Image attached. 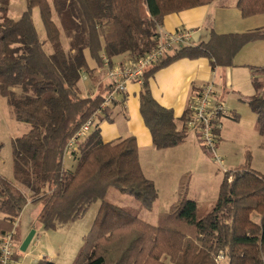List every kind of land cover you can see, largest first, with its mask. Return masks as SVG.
Instances as JSON below:
<instances>
[{"label": "trees", "instance_id": "obj_1", "mask_svg": "<svg viewBox=\"0 0 264 264\" xmlns=\"http://www.w3.org/2000/svg\"><path fill=\"white\" fill-rule=\"evenodd\" d=\"M212 1L25 0L20 17L12 19L9 0H0V95L14 118L29 125L13 141L14 179L0 174V237L13 228V219L29 200L41 205L37 220L45 230L81 217L99 201L71 264H264V175L248 161L224 174L209 212L197 217V205L181 183L177 200L159 214L156 224L139 216L141 208H151L157 189L140 168L134 136L103 141L99 123H94L72 152L75 166L68 169L63 163L67 142L98 112L111 89L107 82L93 95H82L81 72L92 76L102 67L103 57L112 65L117 59L143 56L155 46L165 15ZM236 6L242 17L264 13V0H237ZM34 7L39 9L44 39L33 22ZM258 39L264 40V28L212 30L208 41L174 47L145 70L139 110L155 148L179 144L187 132L186 110L177 129L172 110L152 98L148 82L153 72L181 58L207 57L212 68L229 67L245 44ZM87 55L95 66L89 65ZM252 71L255 93L248 104L263 134L264 65ZM109 109L98 118L108 119ZM110 187L133 196L139 207L107 201ZM35 264L58 263L41 259Z\"/></svg>", "mask_w": 264, "mask_h": 264}, {"label": "crops", "instance_id": "obj_2", "mask_svg": "<svg viewBox=\"0 0 264 264\" xmlns=\"http://www.w3.org/2000/svg\"><path fill=\"white\" fill-rule=\"evenodd\" d=\"M236 1L213 0L208 4L167 14L162 18L159 28L162 32L188 31L190 33L189 45L208 41L212 30L216 33H241L264 28V13L242 17L236 6ZM171 51L172 49L169 53ZM262 65H264V40L258 39L245 44L236 53L233 58V65L229 67L212 68L207 57L181 58L175 60L153 72L148 82L149 90L152 98L158 105L172 110L175 125L177 129H180L186 106L195 98L201 86L208 82L214 83L215 92L210 99L211 103L221 102L227 105L229 95L237 96L241 101H248L255 93L252 83V70ZM89 77L91 89L87 91V96L93 95L95 91L100 89L103 83L108 82L103 67L97 68L92 76ZM249 85L250 88H248ZM140 89L141 86L136 83L129 84L127 91L116 95V100L113 103V105L116 104L122 108L123 114L125 112L129 129L125 130L122 135L117 133L114 126H110L111 124H103L102 126L98 124V129L103 141H112L131 135L134 136L137 142L140 168L145 177L153 182L152 177L145 173L142 162H140L142 161L141 152H144V155L149 154L153 156L157 151H163L164 149H157L152 143L151 133L145 125L139 110ZM108 112L109 118L106 120L111 122L113 120L111 107ZM230 112L233 117L236 118L238 116L234 109ZM133 119H135V122H131ZM194 132L199 138L198 132ZM186 139L187 135L179 144L182 145ZM64 156V165L68 163V165L74 167L75 165H72L74 162L76 164L75 156L68 155L67 158ZM144 161L148 163L147 158H144ZM157 199H155V202ZM175 201L176 199L174 198L169 200L166 211ZM31 202L33 205L34 203L36 204V202L29 200L18 216L15 233V244L18 251L13 255L8 264H35L41 259L58 264H61L60 259H71L69 263L71 264L90 227L85 229V225L78 224L77 227L74 226L76 228H72L73 223L79 221L75 219L76 221L73 220L74 222L71 221L52 230H45L43 227L37 228L34 220L35 218L37 219L40 208L35 206L31 213H29L28 208L31 207L29 206ZM160 213L162 212L156 215L154 223H149L156 224ZM32 228L35 230V237L33 236L35 238L34 244L32 248L28 249V246L22 253L19 250V245ZM41 242H43L42 247L39 246Z\"/></svg>", "mask_w": 264, "mask_h": 264}, {"label": "rangeland", "instance_id": "obj_3", "mask_svg": "<svg viewBox=\"0 0 264 264\" xmlns=\"http://www.w3.org/2000/svg\"><path fill=\"white\" fill-rule=\"evenodd\" d=\"M25 7V0H9L8 16L12 19H18ZM32 18L40 37L44 39L45 32L38 7L32 9ZM60 34L62 44L65 50H68V38L62 29ZM45 49L50 50L47 42ZM87 58L89 65L91 67L95 66L94 61L88 55ZM89 78L85 70L81 72L78 87L82 95H86L87 91L91 89ZM248 88H250V85ZM210 99L211 97H209ZM222 104L226 109V113L218 116L216 123L218 132L212 149L204 147L200 143L197 134L194 132L195 130L184 128L187 132V139L182 145L176 144L162 148L160 150L164 149L163 151H157L153 156L144 155V152H141L142 161L140 162H142L145 173L153 179V183L157 188L158 199L156 198V202L154 201L150 209L141 208L140 218L154 223L156 215L159 212L166 211L169 200L172 198L177 200L181 183L187 185L188 198L195 201L197 204V217H201L212 209L220 182L226 172L248 161L250 168L264 175V133H259L256 115L250 109L248 101H241L237 96L229 95L228 104ZM111 108L113 112L111 122L97 118L95 123H99L101 126L111 124L110 126H114L117 133L122 135L125 130L129 129L125 112L123 114L122 108L116 104H112ZM232 109L238 115L236 118L231 115L230 111ZM131 122H135V119ZM28 129L29 125L27 123L14 118L12 107L8 104L6 98L0 95V174L10 180L14 179L12 174L13 141ZM64 157L67 158L68 154H65ZM144 158H147L148 163L144 161ZM74 165L75 162L72 166ZM64 166L73 168L68 163ZM105 199L119 206L139 207V202L133 196L122 193L113 187L108 189ZM99 203V201L92 203L87 211L76 219L79 221H73L72 228H76L78 224L85 225V229L90 227ZM30 204L29 213L35 206L41 208L39 203L33 205L31 202ZM34 221L37 228L42 227L36 218ZM34 240L35 238L29 243L28 249L32 248ZM39 246L42 247L43 242ZM60 261L61 264H69L71 259H60Z\"/></svg>", "mask_w": 264, "mask_h": 264}, {"label": "built area", "instance_id": "obj_4", "mask_svg": "<svg viewBox=\"0 0 264 264\" xmlns=\"http://www.w3.org/2000/svg\"><path fill=\"white\" fill-rule=\"evenodd\" d=\"M190 33L185 30L175 32H162L159 28V35L155 46L143 56L137 59H126L122 62H115L110 65L106 57H103L102 67L108 83L111 85L110 91L105 93L104 100L97 113L89 117L70 138L65 147V154L72 155L77 150L78 143L90 132L99 113L106 107H111L116 100V95L127 91L131 83L139 86L143 84V74L146 69L155 65L167 52L174 47L188 44ZM213 82H208L201 86L195 98L186 106V116L184 126L187 129L198 132L200 143L204 147L213 148L215 136L218 128L216 126L218 116L226 113V109L221 102L211 103L209 97L215 92ZM18 223L16 216L12 225L13 228L0 237V264H8L14 255L16 248L15 233ZM222 258V256H219Z\"/></svg>", "mask_w": 264, "mask_h": 264}, {"label": "water", "instance_id": "obj_5", "mask_svg": "<svg viewBox=\"0 0 264 264\" xmlns=\"http://www.w3.org/2000/svg\"><path fill=\"white\" fill-rule=\"evenodd\" d=\"M35 234V230L32 229L30 230V232L25 236V238L21 241L20 245H19V250L21 252H24L26 250V248L28 247L29 243L31 242L33 236Z\"/></svg>", "mask_w": 264, "mask_h": 264}]
</instances>
